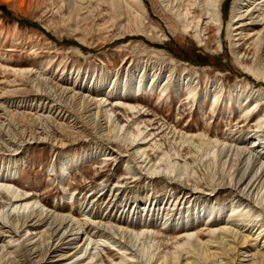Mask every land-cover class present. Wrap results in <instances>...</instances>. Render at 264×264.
Instances as JSON below:
<instances>
[{
    "label": "rangeland",
    "instance_id": "1",
    "mask_svg": "<svg viewBox=\"0 0 264 264\" xmlns=\"http://www.w3.org/2000/svg\"><path fill=\"white\" fill-rule=\"evenodd\" d=\"M244 1L0 0V171L6 173L0 182L11 186L0 188V220L12 226V214L21 219L31 209L70 213L88 237L89 246L74 257L48 264H264L253 258L264 254V188L253 198L244 195L239 206L237 192L224 185L234 163L221 165L223 158L206 168L207 144L194 137L203 133L221 149L249 146L256 134L264 138V51L253 55L255 32L264 24L239 35L232 11ZM256 4L254 17L263 16L264 0ZM144 70L146 89L119 90ZM154 70L160 85L174 72L164 93L150 88ZM100 76L104 91L93 97L114 124L110 140L97 119H82L66 92L75 82L88 95ZM177 79L196 87L193 98L185 87L174 88ZM215 85L222 90L211 105ZM240 91L261 102L248 119L243 105L227 104V94ZM132 136L138 140L130 145ZM246 156L234 168L243 170ZM167 164L175 165L172 174ZM12 190L32 207H20ZM210 209V219L195 216ZM252 224V232L263 229L256 242L237 245L233 234H220L225 227L245 233ZM123 225L130 243L120 235ZM14 226L18 232L0 239V264L23 257L38 239L21 221ZM37 231L45 249L63 229L48 245L47 223Z\"/></svg>",
    "mask_w": 264,
    "mask_h": 264
},
{
    "label": "bare ground",
    "instance_id": "2",
    "mask_svg": "<svg viewBox=\"0 0 264 264\" xmlns=\"http://www.w3.org/2000/svg\"><path fill=\"white\" fill-rule=\"evenodd\" d=\"M256 1L257 0H245L241 6H239V7L237 6V7L233 8V11H232L233 17H235L236 19L239 20V25L237 26L238 29H240L239 35L242 33L243 30L247 29L248 32L255 31L256 26L264 24V15L262 16L261 14H257L256 17H254V15H253L257 11L255 9L257 4L254 5L256 3ZM211 5L213 7H215L216 3L213 2ZM255 34L257 35L258 40H257V45L254 49L255 51L253 52L255 54H253V55L255 57H257L259 54V51L260 52L264 51V26H263V28L257 30L255 32ZM245 54H246V52H245ZM127 73H128V71H127ZM173 73L174 72L170 70L166 79H165V82L160 85L157 83L159 73L157 70H154L152 72L150 80H149L150 88H153V87L159 88L160 87L161 92L164 93L166 91V89L169 87L167 83L169 82V80L173 79ZM144 74H145V70L142 71V74L139 76V78L137 76V79H135V81H132L131 83H127V79H125L123 82V85H120L119 90H121L124 94H127V92H129L132 89L137 90V91L141 87H144L146 89L148 86V83L144 85V83L141 80V78L143 77ZM182 79L184 80V79H186V77L185 78L183 77ZM102 82H104V77L100 76V77L96 78L95 84L92 83V88L89 89V92L90 91L91 92L88 95L81 96V94L78 92V89H84L85 88V90H86L87 87L82 86L81 84H78L75 82H73V84L70 87L66 88V90H67L66 92L69 94L68 96L76 102L77 106H79V110L82 113V115H81L82 119H84L88 122H91V120H93V119H97L98 120L97 121L98 122V124H97L98 128H100L101 132L103 131L101 135L104 136V139L110 140L113 137L111 135L112 134L111 129L115 128L114 124H113V122H109V120L107 119V118H109V115H107L106 111L102 108L103 103L101 101L95 99V97H93L94 95H96L98 93H102V91H104V89L102 90L101 89L102 87H100ZM114 85L115 84H113V88H114ZM173 86L176 90H179L180 88L185 87L188 90V97L189 98L190 97L193 98V95L197 93L196 87L192 86L191 83H189L188 81L184 83V81L182 82L179 79H177L176 83H174ZM221 90H222L221 86L215 85V89L210 91V93H211L210 94L211 95V98H210L211 105L212 104H215V105L218 104V99L220 98ZM125 96H127V95H125ZM127 97H129V96H127ZM227 98H228V102H227L228 105H233V104H235L237 106L243 105L244 110H242V111H243V117L245 119H248V117L250 116L252 108L256 107L258 104L261 103L259 101V99L252 97V95L244 94L241 91L239 93H228ZM247 103H249L248 106H250V105L251 106L250 107L245 106ZM111 126H112V128H111ZM245 136L246 135L241 134V137H239L237 139L240 142H242L244 140ZM259 136L260 135H258V134L254 135V137L250 139L251 145H249V146L246 144L245 145L233 144V145L224 146V148L221 149V146H218V143H219L218 140H216V142H213L209 138H205V134H203V133L200 135H194V137H198L200 140H202L204 142V144H207V149H205L206 151L204 150V152H203V153H205L204 155L209 157L208 163H207L208 166H206V168H210L212 166V164L216 163L218 160H219V162H221V159H223V158H225V161H224V163H220L221 165H224L226 161H232V163H234L230 167L231 171L229 170L230 172L227 173L228 180H225L224 185L226 188L230 187L231 189H233L234 191L237 192V196L239 197V200H237L236 203L238 202L239 206H242V204L244 203V200H241L244 198V195H246V196L250 195V198H253V197L257 196L264 188V150L258 149L259 146H262L261 144H264V138L263 137L261 138ZM189 137H190V140H193V138H194L193 135H191ZM259 139H261V140L259 141ZM137 140H138L137 138L132 136V139L130 140V145H133L134 142ZM210 145L212 147H214L215 149H213L211 151L212 147ZM221 145H222V143H221ZM200 149L201 148L199 147V150ZM137 154H138V150H135V152H132L131 157H129L130 158L129 160L135 161L137 159V156H136ZM243 155H247L245 158L244 169L241 170L242 168L238 169V167L234 168L237 165L236 163H238V165H239V163H241ZM232 156H233V159L231 158ZM112 158H116V155H113ZM14 160L16 162V159H14ZM67 160H68L67 158H62L63 163H65ZM259 162H260V165H261V163H263L262 164L263 167H261V169H260V166H258ZM153 169L155 170V168H153ZM254 169H255V171H254ZM136 170H137L136 167L133 166V171H134L133 174L134 175L138 173V170L137 171ZM165 170H166L165 172L167 174H172L175 171V165L167 164V167L165 168ZM235 173H236V175L234 177ZM2 174H6L4 170L0 171V177L2 176ZM0 179L2 180V178H0ZM184 180H186V179H184ZM244 183H246L245 188H242V185ZM177 184H178V182H177ZM10 187L11 186L9 184L4 183V182H0V188H4V189L8 190V189H10ZM184 187L186 189L185 193L188 194L190 191H188V189L186 188V185ZM245 189H246V191H245ZM194 193H196V192H194ZM11 194L15 197L14 201L19 202L20 207H23V208L28 207L29 209L32 207V203H34V202L28 201L27 196H23V194H19L17 192V190H12ZM205 199H203L202 201H204ZM21 202H25L23 206H21V204H20ZM17 205H18V203H17ZM91 209H93V208H91ZM94 211H95V209H94ZM97 212H98V210H97ZM217 213L221 214V213H223V210L219 209L216 211V214ZM168 214H169V212H166V216H168ZM232 214H234L233 211L229 215H232ZM69 215H70V213L60 214V213H56L54 211L51 212V211L42 210V209H31L21 219H20L19 215L12 214L10 216L11 221L13 222L12 226L6 225L3 221L0 220V239L3 237H7L8 234L10 236V235L18 232V228L14 226V221H21V227H25V228H27V230L31 231V234H35V236H33L32 238H35L38 236L37 241L31 245L32 247H29V248L25 247L26 250H23V257L21 255L16 260L13 257L11 259V261H9V262L11 264H48V262H53V263L62 262V261H65L66 259L67 260L70 259V257H72V256L74 257L76 255V253L81 252L84 247L87 248L89 246V243L87 242L88 237L86 236V231H85L86 227L84 226V222H80L76 218H75L76 222H74V217L69 216ZM195 216L198 218L204 217L205 219H207V218L210 219L212 216V209H210L208 211H204V212L199 213V214L196 213ZM116 218L117 217L114 216V220ZM120 218L121 219H119V218L116 219V222H119V223L122 222V220H123L122 216H120ZM168 219H169V217L166 218L165 220H163V222L161 221L163 223V225L167 223ZM46 223L48 225V228L50 229L49 234L46 235V237H47L45 239L46 243L48 242V240L50 241V239L52 240L54 237H56L62 229H63V231L57 237V243L53 247L47 246V247H45V249H41L40 246L42 245V242L40 243L39 241H40V238L42 239L45 237L43 235V232L37 231V228L40 225H44ZM77 223L79 225H76ZM247 225H248V223L244 224L243 226L238 227V228L246 227ZM123 226H118V229L120 231V235L122 238L126 239L127 243H130L131 241L129 239V234H127L126 227L125 226L123 227ZM254 226H255V224H252L251 226L249 225L247 228H245L244 229V230H246L245 233L241 232L243 229L241 231H238V229H235V228L233 229L230 227H227V228L225 227V228H223L225 231H220V234L221 233L233 234V236H235L236 238L239 239V242L237 243V245L238 244L242 245L245 241L256 242V240H258L260 238V236L261 237L263 236V235H261L263 229L260 228V230L257 232L255 230L254 231L255 233H254V232H252L254 229ZM215 230L216 229H213V231H215ZM99 231H101V229H99ZM99 231H97V232H99ZM8 242H12V241H8ZM29 244H30V242H29ZM35 244H36V246L34 247ZM62 244H64V245L61 246ZM47 245H48V243H47ZM250 245H252V243ZM3 247H4V245L0 244V250ZM145 251L143 248V253H145ZM257 252L253 254V258H254V256L257 255L256 256L257 258L264 260V254L262 255V252L261 253H257ZM244 253L245 252H242L241 255H244ZM246 256H249V255H245L244 257H246ZM49 259H50V261H49ZM32 261H33V263H32Z\"/></svg>",
    "mask_w": 264,
    "mask_h": 264
}]
</instances>
